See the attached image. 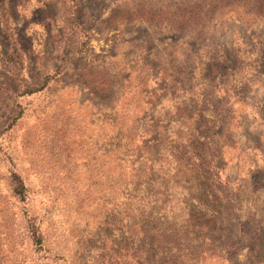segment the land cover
Returning a JSON list of instances; mask_svg holds the SVG:
<instances>
[{"label": "rangeland", "instance_id": "1", "mask_svg": "<svg viewBox=\"0 0 264 264\" xmlns=\"http://www.w3.org/2000/svg\"><path fill=\"white\" fill-rule=\"evenodd\" d=\"M252 3L0 0V261L264 264Z\"/></svg>", "mask_w": 264, "mask_h": 264}, {"label": "trees", "instance_id": "2", "mask_svg": "<svg viewBox=\"0 0 264 264\" xmlns=\"http://www.w3.org/2000/svg\"><path fill=\"white\" fill-rule=\"evenodd\" d=\"M69 2H72L74 5H77L78 0H68ZM215 2L220 3L222 1H228L236 3L237 1L240 2L241 0H214ZM258 4H253V5H259L260 7L263 6L264 10V0H257ZM216 4V5H217ZM214 5V6H216ZM9 184L11 187V191L15 196H19L20 198L25 197V191H26V186L23 183L22 178L15 172L11 171L9 175ZM8 230H6L7 232ZM24 231H25V238H27V241L30 242L32 246L36 247H42V236L39 231L38 225L35 223L33 218H28L25 219L24 221ZM27 260L24 258L23 260L17 262L14 261V263L11 264H26ZM0 264H9L8 261L6 260L5 256L1 257Z\"/></svg>", "mask_w": 264, "mask_h": 264}]
</instances>
